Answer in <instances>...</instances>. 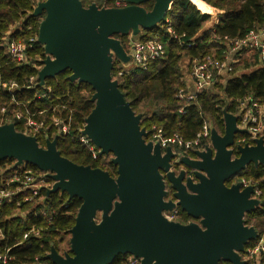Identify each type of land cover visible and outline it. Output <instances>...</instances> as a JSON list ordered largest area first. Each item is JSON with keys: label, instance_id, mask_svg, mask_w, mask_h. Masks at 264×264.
Returning a JSON list of instances; mask_svg holds the SVG:
<instances>
[{"label": "water", "instance_id": "95a60500", "mask_svg": "<svg viewBox=\"0 0 264 264\" xmlns=\"http://www.w3.org/2000/svg\"><path fill=\"white\" fill-rule=\"evenodd\" d=\"M125 1L129 3L125 8L92 5L85 9L80 0H48L39 3L32 14L33 17L45 14L38 35V42L44 46L47 55L39 72L41 85L47 79L70 70L72 82L92 86L95 109L87 118L82 134L102 154L113 155L117 178L103 170L78 166L61 157L55 142H48L45 150L39 147L36 138L24 141L11 137L15 131L13 125L7 127L9 135L6 127V131L0 128V136L23 144L31 151L58 160L87 177H102L99 182L103 190L101 206L89 211L90 194L85 182L65 170L47 168L41 160L3 145H0V160L16 159L18 165L31 164L43 172L61 171L83 184L84 188L80 190L75 181H60L49 192H67L71 199L78 197L83 201L71 230L73 256L62 258L52 250L49 258L53 264H112L119 256L126 255L141 258V264H246L241 255L250 242L257 240L258 233L255 228L245 225V216L259 208V202L249 200L252 187L241 191L242 184L228 187L227 182L250 164L264 167V141L258 140L251 146L239 145V157L232 159L235 138L241 130L237 127V117L225 113V136L221 138L213 129L211 132L212 143L221 140L225 144L218 152L219 162L212 167L214 176L201 187L206 204L189 201L188 205L195 213L182 208L195 219L204 217L206 232L192 224L184 226L170 222L163 216L165 204L159 176L162 149L160 145L153 147L146 143L147 132L141 128L142 116L136 115L125 101L118 82L112 78V71L115 56L123 63L131 59L115 36L128 35L131 30H138L139 35L141 31L158 27L176 0H155L151 12L142 7L151 0ZM167 152L166 159L171 154L170 148ZM51 178L57 180L55 176ZM97 212H102L103 217L96 224L92 219ZM86 215L88 236L94 244L88 253L77 245V229Z\"/></svg>", "mask_w": 264, "mask_h": 264}, {"label": "trees", "instance_id": "16d2710c", "mask_svg": "<svg viewBox=\"0 0 264 264\" xmlns=\"http://www.w3.org/2000/svg\"><path fill=\"white\" fill-rule=\"evenodd\" d=\"M43 1L45 0H0V83L15 82L20 87L15 93L19 106H16V103L10 105V97L0 88V122L3 118L10 117L15 120L16 131L24 132L26 121L18 120L14 113L25 114L26 106L27 110L34 114L33 119L44 124V128L36 135L39 146L46 148L47 142H55L56 150L61 157L78 166L105 170L116 179L117 166L112 163L113 155L97 152V156H94L80 140L86 120L95 109V102L92 101L95 91L92 86L72 82L70 80L72 72L66 70L55 78L47 79L44 86L38 80L36 87L28 88L31 78H37L39 75L38 67L42 65L39 60L45 58L44 47L40 43H34L33 49L29 51L36 65L16 66L1 45L2 39L11 29L14 30L13 38L16 40L29 42L38 38L40 24L45 14L33 17L32 13L37 3ZM81 1L87 6L88 0ZM96 1L99 8H111L114 4V0ZM212 18L214 21L211 29L214 36L219 39L213 38L207 31L202 32ZM165 19L166 22L163 21L160 26L150 31H142L140 39L142 41L157 39L165 46L166 56L151 63L145 71L130 72L124 71L120 61L115 59L113 80L118 82L125 101L130 104L135 114L142 116L141 128L147 132L146 141H150L153 127L162 128L166 137L179 134L185 140L193 141L201 132L204 120L208 121L219 134L224 135L225 113L236 115L239 102L250 95L264 103V67H259V53L244 56L236 66V71L247 74L223 83L218 82L215 87L200 94L191 104L176 99L177 92L184 86L180 62L184 56L191 62L207 56L221 59V53L227 48L224 45L227 41L242 39L250 31L264 25V0H176ZM169 20L177 39L168 32ZM125 37L115 36L120 41ZM122 45L123 48H127L125 43ZM120 72L125 73L120 76ZM46 93V97L38 98ZM4 107L8 108L6 115L1 113ZM182 108L186 110L185 115L179 113ZM58 119L59 123L56 124L55 120ZM64 126L68 127L66 134L63 133ZM241 138L242 136L237 134L233 146L234 156L237 158L239 157L237 147L241 145L238 141ZM209 141L210 139H204L191 151L194 153L205 149ZM97 150L100 151L96 148ZM190 152L188 154H192ZM15 164L14 159L0 160V171ZM27 168L37 174L44 173L31 164H27ZM241 178L252 179L264 189L263 166L256 167L250 164L240 174L231 178L227 186L231 187ZM47 182L54 183L51 178H48ZM49 192V189L45 188L40 195L43 205L40 204L39 207L47 212L46 218L30 220L26 224L17 220L10 225L11 229L16 231L17 237L32 224H38L43 228L38 241L18 252L21 264H53L49 254L52 250L60 253L62 245H65L73 255L70 247L71 230L76 224L83 201L78 197L71 199L66 192L58 191L51 194ZM179 215L184 223L192 220L182 211H179ZM245 225L255 228L258 233L257 240L264 236V205L246 214ZM16 235L10 236V244L15 242ZM256 242V240L250 242L247 247L253 246ZM127 258L128 255L119 256L112 264H127ZM261 264H264V255Z\"/></svg>", "mask_w": 264, "mask_h": 264}, {"label": "built area", "instance_id": "2783aa9c", "mask_svg": "<svg viewBox=\"0 0 264 264\" xmlns=\"http://www.w3.org/2000/svg\"><path fill=\"white\" fill-rule=\"evenodd\" d=\"M39 3L41 2L37 3L35 9ZM211 28L207 32L213 38L219 39L214 36V31ZM13 32L14 30L11 29L4 36L1 44L6 49L11 62L16 66L36 65L34 63L35 59L29 54V51L33 49L34 43H39L38 38L32 39L29 42L16 40L13 38ZM168 32L174 35L170 22H168ZM174 37L177 39L175 35ZM224 45L227 48L221 53V59H217L216 56H207L201 60L195 59L192 61L191 71L187 72V74L184 72L182 79L184 86L177 92V100L186 104L194 103L200 94L215 87L218 82L223 83L229 79L239 78L247 74V72L240 73L236 71V66L240 64L242 58L246 55L258 52L259 67H264V25L250 31L244 38L227 41ZM131 52L132 68L124 69L126 72H130L131 70L145 71L151 63L161 60L166 56L165 46L157 39L147 41H142L141 39L138 41L134 40L131 45ZM46 58L47 55L45 54V58L39 60L42 64L38 67L39 72L42 70L43 62ZM123 73L125 72H120L119 75L122 76ZM38 80L39 75L37 78H31L28 88L36 87ZM0 88L10 97V105L14 103H16V106L20 105L15 99V93L20 88L17 83L1 82ZM46 95L47 93L38 96V98H44ZM254 98L253 95H250L245 97L243 101H238L239 106L236 117L237 127L241 130V134L239 135L242 138L238 141L241 146L255 145V142L258 140L264 141V103ZM25 109V114L16 112L15 116L18 120H25L26 131L33 132L32 134L36 136L44 128V124L37 123L33 119L34 114L27 110L26 106ZM7 112V107L1 111L3 115H6ZM179 113L185 115L186 110L182 108ZM201 116L204 118L203 114ZM55 122L56 124L59 123L57 120ZM212 129L210 123L204 120L202 130L198 133L197 137L193 141H187L179 134L166 137L162 128L153 127L149 140L157 142L161 147H176L184 154L199 146L204 139L211 137ZM67 132L68 127L64 126L63 133L66 134ZM80 140L89 148L94 156H97L95 148L87 136L82 134ZM48 178H51L48 174H45V172L37 174L35 171L27 168V164L18 165L16 163L14 166L0 171V264H21V257L18 252L32 246L34 242L40 239L43 228L38 224L26 227V230L20 234V237H17L16 231L12 230L10 225L17 220L26 224L30 220L47 217V212L39 206L40 204L43 205V200L40 198L41 192L45 188L49 189L47 186ZM241 183L244 188H253L251 197L259 202V207L264 205V189H261L257 182L252 179H244ZM178 215L179 212L175 211L171 217L168 215H164V217L169 221H173L178 218ZM14 234L17 238L13 244H10L9 238ZM256 241V244L245 249L243 256L246 258V264H261L264 255V236ZM139 261L140 259L135 257L128 264H139Z\"/></svg>", "mask_w": 264, "mask_h": 264}, {"label": "rangeland", "instance_id": "374dc122", "mask_svg": "<svg viewBox=\"0 0 264 264\" xmlns=\"http://www.w3.org/2000/svg\"><path fill=\"white\" fill-rule=\"evenodd\" d=\"M47 1L48 0H45V1H43V3L47 2ZM97 3L98 2L96 0H88V2L86 4L87 6H84V4L82 2L83 7L85 9H89L92 5H96L98 7ZM51 4L53 5L54 1H52ZM127 6H129V3L125 0H114L113 6H111V8H109V9H120V8H125ZM143 6L147 10V12H151L155 6V0L148 1V2L144 3L142 5V7ZM213 21H214V18H212V20L210 22L206 23L202 32L209 30V28H211L213 26ZM165 22H166V19H165ZM169 22H170V20H169ZM162 23L163 22L159 23L158 26H160ZM139 28H141V27H139ZM140 30H142V28ZM137 33H138V30H136L135 32L131 30L128 35H125L126 37L124 40H121V41L119 40L121 42V44L125 43L127 45V48H123V49L129 58H132L131 45L133 44L134 40L138 41L140 39L139 38L140 35H138ZM122 47H123V45H122ZM112 54H114V53H112ZM115 59H117L116 56L114 57V60ZM180 64H181V69L183 72L182 75L184 77V72L187 74V72L191 71L190 68H191L192 62L188 57L184 56L182 58ZM114 81H116V80H114ZM15 115H16V113H14V117H15ZM234 116H236V115H234ZM57 121L59 122V119ZM14 124H15L14 119H12L10 117H6V118H3L2 121L0 122V128L6 127V129H8L7 127H10L13 125L15 127V131H14V133H11V137H13L15 139H20V140L22 139L24 141H31L32 138H36V136H34L32 134L33 132H27L26 129L24 132L16 131V126ZM4 130H5V128H4ZM213 130H214V128H213ZM9 132H10V130L8 129V131H6V134L9 135L10 134ZM224 136H225V134L224 135L220 134L221 138H223ZM208 139H210V141H209L208 146L205 147V149L198 150V151L194 150L195 151L194 153L192 151L191 152L189 151L192 154H188V152L182 154L178 148L170 147L171 157L169 155L167 159L165 156L168 153L167 152L168 147L167 148L162 147V148H164V150L162 149V156H161V157H163L162 158L163 160L160 161L162 167H161V169H159V176L161 178V191H162V196H163V202L165 204L164 205L165 208L163 210V216L168 215L171 217L173 215V212H175V211H178V212L182 211V212L187 214V212L184 211L182 208H187L191 212L195 213V211L189 207V205H188L189 201H194V202L200 203V204H206V201H205V199L202 195V192H201V187L203 184H205L207 181H209L214 176V173L212 172V167L214 166L215 162L216 163L219 162L220 157H219L218 152L223 150L222 146H223V144H225V143H222L221 140H218L215 143H212V134H211V137H209ZM48 144L49 143L47 142L46 148L41 147V146H39V147L47 150ZM93 147L95 148L96 154H97V152L98 153L101 152V150L96 151L97 147L94 144H93ZM227 150H231V149L228 148ZM112 158H113V156H112ZM232 159H235L234 155L232 156ZM15 161L17 163L16 159H15ZM104 172H106V171L104 170ZM45 174H48V176H50V177L55 176L58 180V181L57 180L55 181L51 178L54 183L47 185L49 188V191H51L54 188V186L56 184H58V182H60V181H63V182L64 181H70V182L75 181L77 183V185L79 186L78 189L82 190V188H84L83 184L79 180H74L71 177H69L68 175L62 173L61 171L53 172V173L50 171H48V172L46 171ZM244 179H246V178H241V179L237 180L236 182L233 183V185L236 186V185L242 184L241 182ZM246 180H248V179H246ZM117 183L118 182L116 181V185H117ZM241 187H242L241 191L244 190V187L243 186H241ZM68 196L70 197L69 194H68ZM249 200H255V199L251 197V198H249ZM117 201H119V200H117ZM102 217H103L102 212H97L96 217H94V219H92L93 223L97 224L98 222H101ZM189 217H191V216H189ZM191 218H192L191 221H189L188 223H184L180 220V219H182V217L180 215H178L177 219L170 221V222L179 223V224L184 225V226L192 224L195 228H197L201 232L205 233L206 232L205 218L202 216H199V219H195L193 217H191ZM92 233H94V230H92ZM71 239H72V236L70 237V247H71ZM68 250L69 249L65 245H62L61 252L58 253L57 255L62 257V258H66L68 255L73 256L69 253ZM50 254H49V256H50ZM132 258H135V257L132 255L131 256L128 255L126 263L128 264ZM139 259H140L139 264H141L142 259L141 258H139ZM245 259L246 258H244V256L241 255V260L243 262H245Z\"/></svg>", "mask_w": 264, "mask_h": 264}, {"label": "bare ground", "instance_id": "6f19581e", "mask_svg": "<svg viewBox=\"0 0 264 264\" xmlns=\"http://www.w3.org/2000/svg\"><path fill=\"white\" fill-rule=\"evenodd\" d=\"M0 145L15 149L18 152H22L26 156L37 158L41 160V162L47 168L62 169V170L67 171L68 174L73 177L83 179V181L85 182L88 188L89 194H90V202L88 206L89 211L97 207H100L101 204L103 203V190H102V187L99 185L100 180H103L102 177L99 178V176H96V175H90L89 177H87L80 171L63 164L62 162H59L58 160H54L49 157H46L44 154L42 155L38 152L31 151L29 150L28 147L24 146L23 144L13 142L2 136H0ZM88 215H86L80 221L81 223L77 229V234H78L77 235V245L80 250H83L84 253H88L87 250L92 249L94 246L93 242L90 240L88 236V223H89Z\"/></svg>", "mask_w": 264, "mask_h": 264}, {"label": "crops", "instance_id": "0c3cea01", "mask_svg": "<svg viewBox=\"0 0 264 264\" xmlns=\"http://www.w3.org/2000/svg\"><path fill=\"white\" fill-rule=\"evenodd\" d=\"M142 34V31H141V33L139 34V35H141ZM139 38H140V36H139ZM128 56V55H127ZM118 59V58H117ZM132 59V58H131ZM130 59V61L128 62V63H123L121 60H119L120 61V63H121V65H122V67L124 68V69H128V68H132V60ZM236 117V116H235ZM146 143H151L152 145H153V147H156L157 145H159L157 142H155V141H146ZM161 147V146H160ZM161 149H163L164 150V148H162L161 147Z\"/></svg>", "mask_w": 264, "mask_h": 264}]
</instances>
